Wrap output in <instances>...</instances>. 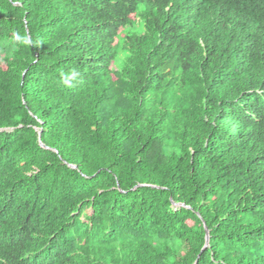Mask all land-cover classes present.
<instances>
[{
	"label": "trees",
	"instance_id": "16d2710c",
	"mask_svg": "<svg viewBox=\"0 0 264 264\" xmlns=\"http://www.w3.org/2000/svg\"><path fill=\"white\" fill-rule=\"evenodd\" d=\"M5 42L0 264H264V0H0Z\"/></svg>",
	"mask_w": 264,
	"mask_h": 264
},
{
	"label": "rangeland",
	"instance_id": "374dc122",
	"mask_svg": "<svg viewBox=\"0 0 264 264\" xmlns=\"http://www.w3.org/2000/svg\"><path fill=\"white\" fill-rule=\"evenodd\" d=\"M8 46H11L10 44L8 43H3L1 46H0V54L1 53H5L6 51H8ZM86 213H89V211L87 210Z\"/></svg>",
	"mask_w": 264,
	"mask_h": 264
},
{
	"label": "water",
	"instance_id": "95a60500",
	"mask_svg": "<svg viewBox=\"0 0 264 264\" xmlns=\"http://www.w3.org/2000/svg\"><path fill=\"white\" fill-rule=\"evenodd\" d=\"M204 229H205V232H206V235H205V238H206V244H205V246H204L203 249H205V248L208 246V243H209V233H208L206 227H204Z\"/></svg>",
	"mask_w": 264,
	"mask_h": 264
}]
</instances>
